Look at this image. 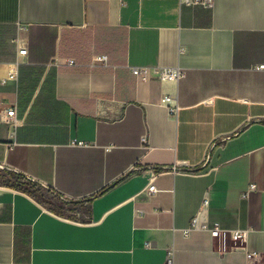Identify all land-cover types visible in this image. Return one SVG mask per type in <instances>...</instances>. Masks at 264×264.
I'll return each instance as SVG.
<instances>
[{
	"label": "crops",
	"instance_id": "1",
	"mask_svg": "<svg viewBox=\"0 0 264 264\" xmlns=\"http://www.w3.org/2000/svg\"><path fill=\"white\" fill-rule=\"evenodd\" d=\"M262 64L264 0H0V264H264Z\"/></svg>",
	"mask_w": 264,
	"mask_h": 264
},
{
	"label": "built area",
	"instance_id": "2",
	"mask_svg": "<svg viewBox=\"0 0 264 264\" xmlns=\"http://www.w3.org/2000/svg\"><path fill=\"white\" fill-rule=\"evenodd\" d=\"M188 4H197L202 5L206 8H212L214 6L215 0H182ZM19 54L22 56H26L28 54L27 46H21L19 48ZM96 60L104 62L108 64V55L100 54L95 57ZM70 64H75V59L69 60ZM261 68H264V64L260 65ZM129 70L135 76L141 77L143 79H148L149 77H158L161 80L165 79H177L181 78L185 75V70L180 67H165V66H150V65H128ZM15 73H11L10 77H15ZM161 101L164 104H167L171 114L177 116L180 110L179 105L177 104L175 98L171 95H165L162 97ZM2 122L9 125L10 129L15 132L18 127V112L17 106L13 105L8 107L0 116ZM76 144H83L82 141H74ZM253 187V186H251ZM161 189L157 186L156 183L150 184L148 187L149 194H155L159 192ZM247 195V193H245ZM207 200H205V204H207ZM194 230H207L211 232V234L215 237H227L231 236L233 239L245 238L248 234V229L246 228H225L219 222H202L198 216H195L188 227L184 228L183 232L185 236H189ZM150 245V244H148ZM171 255V252H170ZM259 256V252L257 251H249L247 250V258L249 260L248 264H257L255 262V258ZM172 259L170 258L169 264H171Z\"/></svg>",
	"mask_w": 264,
	"mask_h": 264
},
{
	"label": "trees",
	"instance_id": "3",
	"mask_svg": "<svg viewBox=\"0 0 264 264\" xmlns=\"http://www.w3.org/2000/svg\"><path fill=\"white\" fill-rule=\"evenodd\" d=\"M154 169H156L158 171H162V170L166 169V167L165 166H155ZM200 169H202V168H200ZM3 171L8 173V176H9L11 182H5V183H7L9 185L19 187V188H24V189H28L30 187L43 186V184L41 182L25 175L22 172H19L16 170L0 169V172H3ZM67 201H69V200H67ZM73 202L76 203L77 201H73Z\"/></svg>",
	"mask_w": 264,
	"mask_h": 264
},
{
	"label": "rangeland",
	"instance_id": "4",
	"mask_svg": "<svg viewBox=\"0 0 264 264\" xmlns=\"http://www.w3.org/2000/svg\"><path fill=\"white\" fill-rule=\"evenodd\" d=\"M0 182H2V183H5V182H11L10 181V178H9V176H8V173H6V172H0ZM33 187H31L30 189H32ZM31 192H33V189L31 190ZM61 208H63V210L64 211H67L68 213H73V212H75L76 210L73 208V207H70V209H68L66 206H63V207H61ZM74 214V213H73ZM76 216V215H75Z\"/></svg>",
	"mask_w": 264,
	"mask_h": 264
},
{
	"label": "water",
	"instance_id": "5",
	"mask_svg": "<svg viewBox=\"0 0 264 264\" xmlns=\"http://www.w3.org/2000/svg\"><path fill=\"white\" fill-rule=\"evenodd\" d=\"M0 169L13 170V169H11V168H6L5 166H2L1 164H0Z\"/></svg>",
	"mask_w": 264,
	"mask_h": 264
}]
</instances>
